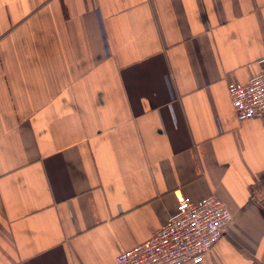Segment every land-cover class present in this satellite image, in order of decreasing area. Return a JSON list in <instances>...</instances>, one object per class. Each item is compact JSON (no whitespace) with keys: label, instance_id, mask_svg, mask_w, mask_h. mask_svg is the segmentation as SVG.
<instances>
[{"label":"crops","instance_id":"0c3cea01","mask_svg":"<svg viewBox=\"0 0 264 264\" xmlns=\"http://www.w3.org/2000/svg\"><path fill=\"white\" fill-rule=\"evenodd\" d=\"M264 56V0H0V264H114L213 193L201 262L264 264V118L228 85Z\"/></svg>","mask_w":264,"mask_h":264},{"label":"built area","instance_id":"2783aa9c","mask_svg":"<svg viewBox=\"0 0 264 264\" xmlns=\"http://www.w3.org/2000/svg\"><path fill=\"white\" fill-rule=\"evenodd\" d=\"M261 68L244 84L228 85V95L238 120L264 118V56ZM176 210L143 242L120 251L114 264L199 263L220 238L232 215L213 193L197 201L176 191ZM252 264H258L253 261Z\"/></svg>","mask_w":264,"mask_h":264}]
</instances>
